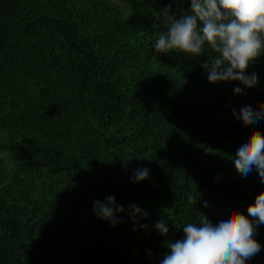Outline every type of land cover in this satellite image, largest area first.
Returning a JSON list of instances; mask_svg holds the SVG:
<instances>
[{"label": "trees", "instance_id": "1", "mask_svg": "<svg viewBox=\"0 0 264 264\" xmlns=\"http://www.w3.org/2000/svg\"><path fill=\"white\" fill-rule=\"evenodd\" d=\"M189 7L0 0V264H160L197 214L248 215L264 183L232 153L238 137L264 134V120L238 118L243 103H264V53L251 87L209 83L207 45L158 53L164 14ZM142 167L148 178L134 182ZM110 195L124 206L115 224L93 211ZM133 204L147 216L131 219ZM253 238L261 250L246 264H264V224Z\"/></svg>", "mask_w": 264, "mask_h": 264}, {"label": "clouds", "instance_id": "2", "mask_svg": "<svg viewBox=\"0 0 264 264\" xmlns=\"http://www.w3.org/2000/svg\"><path fill=\"white\" fill-rule=\"evenodd\" d=\"M189 11L179 19L164 14L167 31L159 34L154 48L158 53L176 51L200 56L207 45L214 51L203 64L209 83L237 81L244 87L253 86L258 76L248 71L250 62L264 53V0H189ZM242 87H235L240 93ZM238 118L248 123L264 120V103L245 102ZM232 153L236 168L245 175L253 169L264 183V134L252 130L238 137ZM149 176L147 167L137 168L134 182ZM189 204L196 198L189 194ZM96 216L112 224L117 223V213L124 206L115 204V197L94 201ZM130 218H143L147 212L138 205L129 206ZM247 216L238 211L219 212L213 220L203 214L183 225L182 239L168 244V251L160 264H246L261 250L253 238L256 226L264 224V191L255 195L247 205ZM155 228L161 234L168 231L164 221H157Z\"/></svg>", "mask_w": 264, "mask_h": 264}]
</instances>
